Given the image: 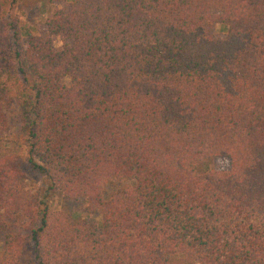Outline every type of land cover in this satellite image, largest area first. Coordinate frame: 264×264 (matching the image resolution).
I'll list each match as a JSON object with an SVG mask.
<instances>
[{
    "label": "trees",
    "instance_id": "obj_1",
    "mask_svg": "<svg viewBox=\"0 0 264 264\" xmlns=\"http://www.w3.org/2000/svg\"><path fill=\"white\" fill-rule=\"evenodd\" d=\"M38 1L0 0V264H264V0Z\"/></svg>",
    "mask_w": 264,
    "mask_h": 264
},
{
    "label": "rangeland",
    "instance_id": "obj_2",
    "mask_svg": "<svg viewBox=\"0 0 264 264\" xmlns=\"http://www.w3.org/2000/svg\"><path fill=\"white\" fill-rule=\"evenodd\" d=\"M63 4L64 3L48 4L47 6H45V8H42L43 10L40 12L38 10V6L41 7L42 5L38 0H20V8L18 10V14L22 19L25 28H28L32 33H35L37 29H40L41 23L44 21V19L47 18L53 12V10L62 7ZM58 46H60V43H58ZM16 113H19L18 107L16 108ZM13 123L19 126L22 124V121L20 118H16L13 120ZM13 131L14 133H16L19 130L18 128H13ZM26 177L27 188H29L31 191H39V189L44 187V179L37 173L28 172V174L26 173ZM61 210L72 213L75 217L86 218L90 219L91 221H97L100 219V217H96L95 215L90 216L88 214L86 209V203L82 200H71L65 202L63 200L56 199L55 203L51 208L53 219L59 216V214L62 212ZM1 241L2 240L0 237V247L2 245Z\"/></svg>",
    "mask_w": 264,
    "mask_h": 264
}]
</instances>
